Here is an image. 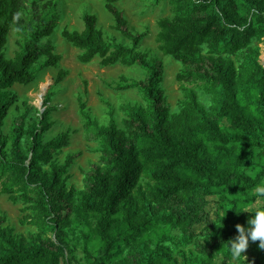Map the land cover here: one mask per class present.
Here are the masks:
<instances>
[{"label":"trees","instance_id":"1","mask_svg":"<svg viewBox=\"0 0 264 264\" xmlns=\"http://www.w3.org/2000/svg\"><path fill=\"white\" fill-rule=\"evenodd\" d=\"M105 1L114 29L131 46L108 42L98 16L90 13L84 14L83 30L64 28L62 36L82 50V63L99 57L102 66L145 69L144 79L121 76L115 88L139 90L146 105L125 106L121 127L112 111L109 122L99 124L79 98L85 127L100 142L102 164L88 175L86 187L77 190L68 184L73 155L64 163L55 157L70 146L72 130L45 140L53 126L51 108L32 122L27 121L28 109L9 133L4 130L19 100L12 88L33 83L40 70L57 68L62 59L52 42L61 6L55 0H0V193L14 204L22 202V212L32 210L35 215L25 214L21 223L39 228L26 236L3 226L0 218V264H71L68 229L75 219L90 223L91 218L92 234H84L89 264H215L219 257L221 264H264L259 242L251 247L249 241L251 256L238 259L228 242L239 234L237 224L249 226L252 213H237L248 202L241 196L264 182V164L251 174L254 160L237 152L241 145L264 149V65L258 44L264 39V0H168L173 14L159 19L156 40L163 54L184 67L177 80L187 98L178 112L167 104L161 64L138 51L146 34L131 29L116 5L122 0ZM241 1L253 5L251 13L241 11ZM28 5L37 13L27 23L21 11ZM12 28L19 36L18 50L9 58ZM235 55H243L239 66L231 58ZM67 75L59 69L56 82ZM186 82L203 85L214 105L207 108ZM208 197L217 199L223 217L210 218ZM201 222L206 225L197 231ZM158 226L178 229L181 235H165L173 245L150 242ZM93 236L100 244L95 257ZM191 243L195 251L175 255L174 247Z\"/></svg>","mask_w":264,"mask_h":264},{"label":"rangeland","instance_id":"2","mask_svg":"<svg viewBox=\"0 0 264 264\" xmlns=\"http://www.w3.org/2000/svg\"><path fill=\"white\" fill-rule=\"evenodd\" d=\"M61 6L59 26L52 36V42L56 46V53L62 55L57 68L46 67L39 71L36 81L31 84H17L12 89L18 95L19 100L12 106L5 122V133H9L15 119L31 109L28 122H32L40 117L47 107L51 108L49 121L53 124L51 129L45 134V140H50L62 131L72 130L70 146L56 152L55 157L60 163H64L67 156L73 155L74 161L69 168L68 175L69 187H75L82 190L88 184L87 177L92 170L102 164L100 142L95 139L93 131L85 127V119L80 110L79 98L87 102V108L92 117L99 124L106 125L111 118V111L119 126L123 127L122 121L126 118L125 106L127 105H146L143 94L137 89L117 90L115 87L120 82L121 76L130 79L142 80L146 77L147 71L139 65L126 66L115 64L102 66L101 58L96 57L90 63H82L78 56L82 50L73 46L62 36V30H83L84 14H96L98 16V27L104 32L105 38L111 43H121L131 46L132 41L123 36L114 29L115 19L112 13L106 8L105 0H55ZM245 2H240L243 13H251V7ZM117 7L124 13L128 19L129 26L134 32L145 33L138 51L145 54L149 59H157L162 66L163 81L167 104L171 106L172 112H178L186 100V92L182 89L181 82L177 80V74L184 68L183 64L169 55L163 54L156 40L159 31L158 21L163 17L173 14L172 5L168 0H162L157 3L156 0H122ZM37 10L33 5H28L21 11V16L28 23L34 19ZM18 35L15 28H12L9 35V42L6 46V55L9 58L14 57L18 50ZM261 48L260 62L264 65V39L258 42ZM237 66L243 60V55L231 57ZM68 71V75L63 81L57 83L56 78L59 69ZM188 87L193 88L199 101L207 108L214 105L213 96L209 94L203 85L186 82ZM46 97L49 101L46 104ZM228 125L227 121H223ZM255 151H250L244 146L237 147V152L252 165L248 172L256 174L264 164V149L254 147ZM264 188V182L261 186L242 195L247 198L245 206L251 205L253 208L264 207V200H257V190ZM234 198V196H230ZM206 209L209 211L210 218L215 221L220 216L223 217L224 210L218 205L217 199L208 197ZM24 204L22 202L14 204L9 200L7 194L0 193V218L3 226L14 229L15 233L28 236L36 234L39 228L35 224H22L21 219L25 214L34 216L32 210L26 213L22 212ZM206 225L205 222L195 226L200 231ZM95 226V219L91 218L90 223L75 219L73 225L68 229V242L72 249L69 254L71 264H89V259L84 250V234H92ZM53 236V233H50ZM165 235L179 237L181 231L175 228L158 226L150 233L149 241L161 242L167 245H173L171 239L165 238ZM54 237V236H53ZM251 241V240H250ZM253 242V241H252ZM259 241L252 243L251 247L257 245ZM98 240L93 236L91 253L95 257L99 254ZM248 247L243 253L245 258L251 256L252 248ZM181 251L191 253L195 251L194 245L174 247L175 255H181ZM182 260V258H180ZM222 257L216 259L215 264H221Z\"/></svg>","mask_w":264,"mask_h":264},{"label":"clouds","instance_id":"3","mask_svg":"<svg viewBox=\"0 0 264 264\" xmlns=\"http://www.w3.org/2000/svg\"><path fill=\"white\" fill-rule=\"evenodd\" d=\"M257 200H264V188L257 190ZM237 211V210H236ZM250 212L252 215L248 220V227L237 224L238 235L229 242L230 253L233 258L245 257L243 253L249 246V241H259L260 249L264 250V207L253 208L251 205L245 206L240 212Z\"/></svg>","mask_w":264,"mask_h":264}]
</instances>
